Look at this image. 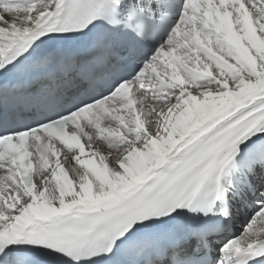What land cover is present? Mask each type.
Segmentation results:
<instances>
[{
	"label": "snow or ice",
	"instance_id": "snow-or-ice-1",
	"mask_svg": "<svg viewBox=\"0 0 264 264\" xmlns=\"http://www.w3.org/2000/svg\"><path fill=\"white\" fill-rule=\"evenodd\" d=\"M0 264H264V0H0Z\"/></svg>",
	"mask_w": 264,
	"mask_h": 264
}]
</instances>
